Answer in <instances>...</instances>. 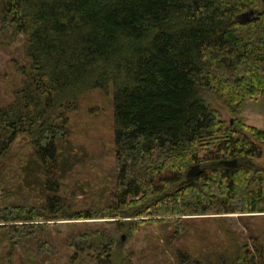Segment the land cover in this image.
Instances as JSON below:
<instances>
[{
  "label": "trees",
  "instance_id": "obj_1",
  "mask_svg": "<svg viewBox=\"0 0 264 264\" xmlns=\"http://www.w3.org/2000/svg\"><path fill=\"white\" fill-rule=\"evenodd\" d=\"M249 11L248 21L241 15ZM0 31L22 42L27 60L13 102L0 107V154L20 136L31 147L8 181L0 175L7 242L51 252L33 230L38 222L105 217L129 224L131 235L153 222L171 246L187 218L237 214L254 251L247 241L218 260L176 250L175 264H264V239L250 222L264 218V166L254 161L264 130L241 117L228 123L201 95L212 91L234 114L264 97L263 0H0ZM108 86L115 121L108 187L119 205L98 204L105 195L95 183L78 188L95 209L79 208L64 198L75 169L60 161L58 142L81 97ZM234 159L236 168L219 164ZM196 164L201 175L184 182ZM71 238L101 258L113 246L88 233Z\"/></svg>",
  "mask_w": 264,
  "mask_h": 264
},
{
  "label": "rangeland",
  "instance_id": "obj_2",
  "mask_svg": "<svg viewBox=\"0 0 264 264\" xmlns=\"http://www.w3.org/2000/svg\"><path fill=\"white\" fill-rule=\"evenodd\" d=\"M4 32L0 31V107L13 102L15 90L23 78L19 67L27 62L22 42L10 38ZM201 95L228 123L231 119L241 117L246 124L264 130V97L244 102L240 111L234 114L212 91L203 90ZM69 117V134L65 140L58 142L60 161H69L75 169L62 185L66 203L77 204L79 208H94L92 200L85 194H79L78 188L98 183L99 190L105 195L98 204L107 202V205H119L114 191L108 187L111 183L109 173L114 169L113 87L95 88L85 93L79 100L78 107L69 113ZM28 143L27 137L20 136L9 152L0 154V175L6 176L7 181L11 172L18 171L30 155L31 147ZM261 147L263 154L254 161L264 166V144H261ZM70 168L68 166V169ZM115 220L99 217L38 222L41 227L33 230L43 242L51 244V252L40 251L33 242H24L18 246L10 244L6 240L10 230L0 226V264H175L176 250L186 251L193 258L205 260L208 256L218 260V253L235 254L238 241H247L254 251L255 243L237 214L226 217L206 215L187 218L184 225H181L184 228L178 227L182 236L171 240L174 242L171 246L161 240L162 226L146 222L131 235L129 224ZM250 222L254 233L264 239V218ZM169 229L174 233L176 228L173 226ZM79 233L90 234L94 242L113 241V246L106 251L103 258L98 256V250L94 247L79 250L72 246L71 238ZM126 233L130 234V238H126Z\"/></svg>",
  "mask_w": 264,
  "mask_h": 264
},
{
  "label": "water",
  "instance_id": "obj_3",
  "mask_svg": "<svg viewBox=\"0 0 264 264\" xmlns=\"http://www.w3.org/2000/svg\"><path fill=\"white\" fill-rule=\"evenodd\" d=\"M264 2V0H263ZM255 16V13L254 11H249V12H246V13H243L241 15V17H244V18H247V20H251L252 17ZM232 122V121H231ZM243 162H241L242 164ZM219 164L221 165H224L226 167H229V168H236L238 166V161L236 159L234 160H225V161H221L219 162ZM202 173V168L199 164H196L194 166H192L189 171L187 172V175H186V179L184 182H191L193 181L195 178H197L198 176H200ZM125 237V236H124Z\"/></svg>",
  "mask_w": 264,
  "mask_h": 264
}]
</instances>
